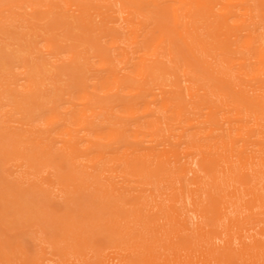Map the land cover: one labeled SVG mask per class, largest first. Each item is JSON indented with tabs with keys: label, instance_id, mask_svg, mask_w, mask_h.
<instances>
[{
	"label": "rangeland",
	"instance_id": "374dc122",
	"mask_svg": "<svg viewBox=\"0 0 264 264\" xmlns=\"http://www.w3.org/2000/svg\"><path fill=\"white\" fill-rule=\"evenodd\" d=\"M233 3L238 10L229 28L217 30L212 23L200 30L217 48L206 59L231 66L235 75L252 74L255 54L243 39L262 31L263 24ZM224 5L232 7L220 0L217 18ZM120 11L114 0H0V264H264V250L248 254L240 244L246 236L264 240V176L252 170L262 200L254 201L240 187L242 200L223 201L216 225L205 233L196 232L199 219L187 193L178 207L189 212L192 231L176 235L165 218L151 212L154 198L166 202L182 192L176 175L166 171L170 166H159L163 152L178 151L180 160L193 163L209 182L198 166L211 151L203 146L232 127L238 146L264 159V121L257 125L246 111L236 116V107L222 105L201 61L169 54L166 44L148 51L132 45L123 18L133 17ZM148 13L143 11V25ZM143 64L155 67L146 82L137 74ZM263 76L238 77L249 89L264 83ZM210 102L221 111L215 125L206 123L204 104ZM178 103L189 112L182 120L174 113ZM70 145L78 150L73 159L62 150ZM136 165L148 170L136 171ZM194 176L189 174L188 190H197ZM112 182L143 203V197L149 199L141 207L142 219L130 205L110 206L102 185ZM233 186L224 189L234 192ZM147 222L151 234L145 233L144 243H133L129 232ZM167 235L174 248L167 246ZM229 236L234 244L228 251ZM149 244L157 247L146 248Z\"/></svg>",
	"mask_w": 264,
	"mask_h": 264
},
{
	"label": "bare ground",
	"instance_id": "6f19581e",
	"mask_svg": "<svg viewBox=\"0 0 264 264\" xmlns=\"http://www.w3.org/2000/svg\"><path fill=\"white\" fill-rule=\"evenodd\" d=\"M114 1L116 7L121 6L120 14H127L128 16L133 17V19L129 21L126 17L123 18L124 22L127 23V28L129 29L128 37L132 45L141 47V49H145V51H148L151 49H155L158 43L166 44L165 48L169 54H172L173 51H176L184 56L186 55V57L188 56L195 60L201 61L202 65H206V67L208 68V71L211 76V87L213 89L214 96L219 99L221 104L224 106L236 107L238 109V114L236 116H238L239 114L243 115L241 110L246 111L247 116H253L256 124L261 125V121H264V83L259 81L257 85H253L248 89L241 86L238 76H243L254 80L264 75V0H226L228 3H231L232 7L229 8L230 5H224L220 7V11L223 12L224 15H222V17L218 15L219 18H217L216 9L218 8L220 0ZM232 2H235L233 4H240V11L243 12V15L248 16L250 20L254 21L258 19L260 23L263 24V27L259 29L263 30L259 33H256L257 35L254 34L256 36L249 34L245 37V39H243L244 46L254 51L255 54L256 66L254 67L252 74L248 73L245 70H239L237 76L233 72V68L231 66L227 65L226 67H219L214 63L210 64L206 59L207 55L210 56L211 52L216 51L217 48L214 46V44L208 42V38H206V36H203V34L200 33V30H202L204 26L210 27V24L212 23H216L217 30L220 29L221 31H223L224 29L229 28V20L231 17H235L236 10H238V5H232ZM70 6L71 5L69 4L67 5L68 8ZM144 10L149 11V16H146V19L149 22L147 25H143V21H141V17L143 16ZM80 11L83 10L81 9ZM179 11H181V13H179ZM207 22H209V24H206ZM247 22L248 20H245L244 24H246ZM211 39L214 38L210 37V40ZM154 69L155 67H149L146 66V64H143L142 68L138 71L137 74L143 78V81L146 82L148 81V78L152 75ZM113 77L115 80H118V76L115 75V72ZM60 84L62 85V83ZM28 87L29 90H33L32 85H29ZM208 104L209 103L204 104L208 110L206 116V123H209L210 125H215L218 123L221 111L216 109V106H213L211 102L210 105ZM174 113L176 114L178 119L182 120L184 117H186V114H188L189 112L186 105H184L183 103H178L177 105H175ZM81 115L83 116L84 112H81ZM222 115V118L224 119L225 114ZM188 121L191 123L192 119L188 118ZM251 124L250 126H252ZM243 127L244 129H247L246 126ZM210 131L214 132L215 130H212L211 127ZM233 131L234 129H232V127H229V132L226 136H220L219 138L217 137L213 145L211 144L203 146V148H209L211 151L209 153V157H202L201 161L198 163V166L200 168V171L205 173V175L208 177L209 182H205L204 179L200 177L198 172L193 169V163H190L189 161L182 162V160H180L179 158L180 153L178 151L163 152L164 154L161 155V157L159 158V166L162 168L163 166L165 167V164L170 166L169 168H166V171L176 175V180L174 181H178L182 184L180 188L182 192L180 195L175 196L174 200L158 202L157 199L154 198L150 202L148 198L143 197L145 201L143 203L141 201L142 198H135V196L130 194V191L118 186V184L115 182L102 185V190L105 198L107 199L110 206L120 208L121 206L125 207L130 205L133 211H140V215L137 216L138 220L139 218L142 219L143 215L141 207L144 206V204L149 205L151 203V212L156 211L157 217L162 216L163 218H165L168 224L170 225L171 231L175 232V234L178 235L182 232L192 231L189 227V212L185 211V208L183 207H178L180 198L185 199L184 195L187 193L189 199L192 201V212L199 219V222L196 227V232L198 234L205 233L207 227H213L216 225V222H214V220L221 212L220 205H222L223 201H225L226 199L231 201L242 200V196L237 195V193H240V189L242 187L244 188V192L247 196H253L254 201H261L263 198V195L259 193L260 191L258 192V187L253 184V180L256 175L264 176V159H258L256 155L248 153L244 149L246 147L245 145L239 147L236 138L233 135ZM238 135H241V133H239ZM51 148L53 147L45 146L46 151H48V149L51 150ZM62 150H64L65 154H67L69 157H72V159L73 156L78 153V150L75 145L65 146L62 148ZM159 151L161 152V150ZM171 157L175 158V161L172 163L173 167H171ZM126 162L128 163L129 167L131 164H133V161L128 159L126 160ZM134 167L136 171L140 172L148 170L147 167L146 170L139 169V166L137 165ZM251 170L255 173V176L253 178L250 177ZM191 173L195 175L193 184L197 185V190L187 189V179L189 177V174ZM232 184H234V192H230L227 189H224V187L227 188ZM176 190L177 188L174 189V191ZM156 219L155 221L158 220ZM140 222L142 221L140 220ZM147 223H145V226L142 228L135 227L132 228V230L130 228L131 232L129 233H131V236L133 235V243L142 244L144 243L143 237L145 236V233L147 232L148 234H151L154 228L149 225L151 223ZM244 238L250 239V243H246L244 241ZM165 240H170L169 243L171 244L167 246H169L170 248H174L172 239L168 235ZM80 241H82V238H80ZM233 241V236H229V239H227V242L225 244L226 246L224 247L225 250L229 251L233 248ZM205 243L211 249L212 255L214 257H218L219 253H215L213 250L215 246L210 245L208 242ZM240 244H242V249H245L248 254H258L260 253V251L264 250V240L256 236L241 237ZM156 247V244H149V246L147 245L146 248L154 250V248ZM107 250L110 249L107 248ZM227 255L228 254L224 255V259H226V257H229ZM175 260L176 262H178L180 258H175ZM186 260H190V258Z\"/></svg>",
	"mask_w": 264,
	"mask_h": 264
}]
</instances>
